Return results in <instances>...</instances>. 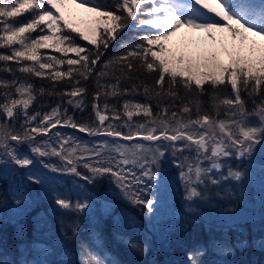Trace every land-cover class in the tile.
I'll return each instance as SVG.
<instances>
[{"label":"snow or ice","instance_id":"6c2138e0","mask_svg":"<svg viewBox=\"0 0 264 264\" xmlns=\"http://www.w3.org/2000/svg\"><path fill=\"white\" fill-rule=\"evenodd\" d=\"M69 3L95 14L88 28L66 16ZM24 13L28 16L17 19ZM131 27L150 31L97 72L111 42ZM185 28L206 31L212 39L213 30L227 31L233 41L239 38L240 48L227 62L215 52L197 57L178 54L169 43ZM80 40L93 47L81 45ZM0 48L10 52L0 53L4 62L0 72L71 83L70 91L57 93L54 84L46 91L27 78H0L2 155L11 164L27 168L33 160L16 146L28 144L32 154L61 161V165L44 164L53 172L74 175L88 184L108 177L125 200L148 216L156 211L159 189L169 179L162 167L169 154L183 198L192 202L202 198V185L242 181L244 169L229 161L250 162L257 147L264 145V0H0ZM42 49L62 56L42 55ZM69 53L76 58H69ZM9 61L17 67L8 66ZM64 65L67 69L60 70ZM153 73L154 84L141 80L142 75ZM93 75L98 88L92 104L95 120L78 123L62 104L43 114L31 110L38 96L55 94L83 111L87 89L82 81ZM141 89L145 102L133 98ZM109 97L117 101L125 97L122 109L110 104ZM58 126L110 139L89 145L60 131L53 133ZM40 136L49 139L39 142ZM81 166L87 174L79 170ZM29 179L40 182L34 175ZM53 203L70 214L66 228L75 237L91 198L69 191L55 194ZM127 243L133 250L144 251L131 239ZM81 247L87 246L82 243ZM204 254L200 248L187 258L191 264H203ZM87 255L83 264H116L91 252Z\"/></svg>","mask_w":264,"mask_h":264},{"label":"trees","instance_id":"16d2710c","mask_svg":"<svg viewBox=\"0 0 264 264\" xmlns=\"http://www.w3.org/2000/svg\"><path fill=\"white\" fill-rule=\"evenodd\" d=\"M104 2L110 3L112 0ZM25 16L28 13L17 19L23 20ZM148 31L150 29L147 27H131L120 32L98 62L97 72L103 70L107 61L123 55L127 45L137 42L138 37ZM79 42L85 47H93L87 41ZM0 53L10 54L4 48H0ZM41 54L62 56L61 53L48 49H42ZM68 57L76 58L73 53H69ZM7 63L12 68L17 67L14 61ZM3 67L4 62H0V68ZM66 69V65L60 66V70ZM14 77L30 79L37 89L43 87L46 91H51L54 84L57 93L71 90L70 82H53L35 76L24 77L19 72H0V78L12 80ZM155 78V73L141 76V80L149 85L154 84ZM96 80V75H93L87 81H82V86L87 89L83 111L67 104V97L62 100L61 96L55 94L38 96L31 110L43 114L50 112L57 104H62L67 109V114L73 116L78 123L91 122L95 120L92 104L93 95L98 91ZM133 98L138 102L147 100L142 89ZM124 99L125 97H120L117 101L109 97L108 102L122 109ZM203 99L207 101L208 97ZM100 103L103 104V97ZM152 106L156 111L155 101ZM247 106L249 109L253 107L251 101ZM2 170L0 264L3 261L8 264H83L88 259V252L105 261H115L116 264H191L187 258L188 253L200 248L205 250V254L200 257L203 264H264V219L246 218L239 223L226 224L207 220V212L211 210L228 211L243 206V209L251 211L250 207L243 205L237 198L226 201L231 194L226 187L227 183L216 186L207 184V192H203L205 200L193 202L189 210L176 213L174 220L165 216L162 222H155L154 215H146L145 210L134 207L125 199L117 196L109 199L87 189L85 196L91 198L93 206L81 216L80 229L74 237L71 230L66 228L70 214L61 212L56 205L42 197L45 196V191L51 195L54 192L42 190L29 179L30 175L26 171L7 175ZM247 180V177L242 180L243 185L239 192L244 194L251 190L252 195H255L258 191ZM100 181L102 180L96 183L100 186V183L105 184ZM59 189L62 192L63 188ZM17 199L21 201L20 204H16ZM101 206L106 208L100 211ZM53 238L63 244L62 249H57V245L51 243ZM129 239L137 242L144 251L129 247ZM82 243L87 247L82 248ZM42 248H46V258L40 261L38 252Z\"/></svg>","mask_w":264,"mask_h":264},{"label":"rangeland","instance_id":"374dc122","mask_svg":"<svg viewBox=\"0 0 264 264\" xmlns=\"http://www.w3.org/2000/svg\"><path fill=\"white\" fill-rule=\"evenodd\" d=\"M211 2V0H209ZM79 3V0H77ZM206 11V10H205ZM66 16L75 24L80 26L81 28H88L91 25L92 20L94 19L95 14L86 11L83 8H79L76 4L69 3L67 8L65 9ZM196 30L193 29H181L175 36L172 37L169 47H171L178 54L180 52L185 53L186 55H191L193 57L201 56V55H209L213 52L217 53L219 59L223 62H227L230 59V54L240 48L239 38L235 41L232 40L231 34L227 31L219 32L213 30L212 35L215 39L210 38L209 33L201 30L200 35L194 34ZM35 35V33H33ZM257 41L258 37L253 38ZM250 46V44L248 45ZM247 47V46H246ZM52 50V49H48ZM122 119H126L122 117ZM134 119L140 120L141 117H134ZM38 122V121H37ZM127 131V129H123ZM53 133L56 131H60L65 135H70L76 137L79 141L92 145L98 139H110L106 137H92L88 136L86 133H82L77 129H73L71 127H60L58 126L56 129L52 130ZM47 136L37 137L39 142L44 140H48ZM124 142V141H122ZM14 144V142H13ZM18 152L20 154H26L33 160V164L27 168H19L11 164L8 158L2 155L3 150L0 149V170L4 173L14 174L20 171H26L27 175H34L39 178L40 182L35 184L39 185L42 190H49L54 192V195L57 193H66L69 191L72 192H80L84 196L86 194L87 189L90 192H95L101 196H104L109 199H114V196L118 198L124 199L118 189L110 182L108 177L102 178L100 182L101 186L96 182L93 184H88L86 181L81 180L74 175L62 173V172H53L48 168L44 167L45 163H51L56 165H61V161L56 157H39L31 153L30 147L28 144H22L16 146ZM187 155V153H185ZM172 157L170 154L167 156V159L164 163H162V167L168 173L169 179L165 184L159 189V203L156 205V211L154 212V220L155 222H162L165 216L170 217L172 220L175 219L173 217L176 213H180L182 210H189V207L193 202L202 201L206 198L202 196V198L197 199L195 201L189 202L184 200V189L181 186L178 180V171L175 169L173 165H171ZM207 163V162H206ZM230 164L237 167H242L246 173L245 177L248 178V182L253 184L255 190L258 192L255 195H252L251 190H247L246 193H240V189L243 185V181H225L221 184L227 183L226 187L230 191V196L226 199L227 202L233 200V198H237L238 201L242 202L246 207H250V210L243 209V206H239L241 208L228 211H218L211 210L207 212V220L219 223H239L241 221H245L246 218L257 220L264 219V170H262V166H264V145L258 146L255 151L253 158L251 161H244L243 164L237 162L235 160H230ZM28 170V171H27ZM81 172L87 174V170L83 169L81 166L79 168ZM16 171V172H13ZM234 184V185H230ZM60 187H62V192L60 191ZM203 192H207V184L200 186ZM259 189V190H258ZM250 193V196H249ZM45 196L48 201L53 203V196L49 192L45 191ZM227 197V196H225ZM54 204V203H53ZM55 205V204H54ZM93 204L91 203L92 208ZM105 206L100 207V211H103ZM167 218V217H166ZM51 243L57 245V249H62L63 244L56 238L51 240ZM47 244V243H46ZM38 259L41 261L46 258V248H42L41 252H38Z\"/></svg>","mask_w":264,"mask_h":264},{"label":"bare ground","instance_id":"6f19581e","mask_svg":"<svg viewBox=\"0 0 264 264\" xmlns=\"http://www.w3.org/2000/svg\"><path fill=\"white\" fill-rule=\"evenodd\" d=\"M195 33L194 34H196V35H200L201 34V30H196V31H194Z\"/></svg>","mask_w":264,"mask_h":264}]
</instances>
